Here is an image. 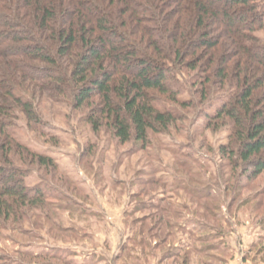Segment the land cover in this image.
<instances>
[{
  "label": "trees",
  "instance_id": "trees-1",
  "mask_svg": "<svg viewBox=\"0 0 264 264\" xmlns=\"http://www.w3.org/2000/svg\"><path fill=\"white\" fill-rule=\"evenodd\" d=\"M46 94L108 136L99 165L110 144L130 157L186 122L190 142L227 129L217 150L224 165L190 145L173 152V181L154 180L151 171L152 182L188 200L163 197L157 211L159 233L182 236L168 252L175 264L218 260L228 235L223 208L236 216L256 202L252 212H264V189L250 186L264 178V0H0V264H77L65 249L13 250L26 244L19 237L39 240L41 221L64 237L72 230L54 226L59 214L88 216L56 159L18 138L17 113L40 122ZM95 153L87 143L80 161ZM32 172L38 180L28 186ZM259 223L249 253L263 241L264 214ZM143 235L134 230L133 245L122 244L138 264L154 256ZM102 262L91 256L82 264Z\"/></svg>",
  "mask_w": 264,
  "mask_h": 264
},
{
  "label": "rangeland",
  "instance_id": "rangeland-1",
  "mask_svg": "<svg viewBox=\"0 0 264 264\" xmlns=\"http://www.w3.org/2000/svg\"><path fill=\"white\" fill-rule=\"evenodd\" d=\"M57 101L49 98L47 94L40 99L41 105L37 109L40 122L28 124L25 116L18 112V138L34 151L49 154L56 159L61 170L72 178L81 190V194L73 191L76 194L74 196L80 202L85 198L88 216L69 218L67 214H59L53 221L54 226L72 230V233L68 232L64 237L57 235L54 227L50 230L49 223L41 221L44 227L38 229L39 240L19 237L26 244L13 247V250L38 253L47 248L65 249L74 255L72 259L77 264L86 262L91 256L104 259L102 264H138L139 262L131 259L127 249H122V244L133 245L128 239L135 230L139 234L144 233L143 236L151 245L149 250L154 256L147 261L148 264H175L177 260L168 256V252L172 250L173 243L177 246L176 243L181 241L182 236L177 234L176 238L169 239V229L159 233L157 211L164 205L160 202L163 197L179 205L186 201L188 204V200L181 193L176 197L169 188L165 190L152 182L151 171H157L153 174L154 180L173 181L172 169L176 158L173 152L186 151L190 145L193 149L215 157L217 164L224 165L227 162L225 159L220 160L217 150L227 143V129L196 133L198 137L190 142L187 139L189 124L186 122L179 124L185 125L183 127L186 131L173 128L170 135L152 138V145L147 151L135 153L130 157L122 156L127 147L115 151L116 146L110 144L111 148L105 155L104 163L99 165L101 151L109 145L108 136L103 133L99 136L93 134L88 127L79 124L67 104L61 102V98ZM195 128L196 125L192 127V133ZM201 134L204 135L203 138L200 137ZM87 143L95 147L96 153L92 160L80 161V153ZM214 172L213 167L211 173L214 175ZM37 180V173L32 172L26 183L33 186ZM250 186L254 188L253 191L264 189V178ZM69 190L71 191V188ZM250 193L252 194L249 189L245 190L240 199ZM255 204L256 202H253L246 207L237 208L236 216L228 214L223 208V214L229 220V224H223L227 227L228 235L224 246L216 252L218 260L214 264H264V238L260 248H255L252 253L248 252L252 244L257 242L259 219L264 214L262 209L252 212ZM236 205L237 203L232 208L233 214ZM136 207L138 209L134 212ZM140 221L143 222L137 223ZM25 230L29 228L26 227ZM10 235L11 231L7 230L6 236Z\"/></svg>",
  "mask_w": 264,
  "mask_h": 264
}]
</instances>
